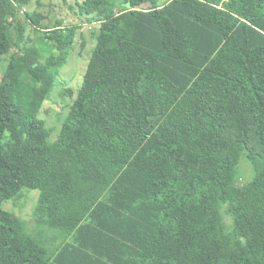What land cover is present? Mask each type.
<instances>
[{
	"label": "trees",
	"instance_id": "1",
	"mask_svg": "<svg viewBox=\"0 0 264 264\" xmlns=\"http://www.w3.org/2000/svg\"><path fill=\"white\" fill-rule=\"evenodd\" d=\"M31 1L0 0V264H264V0L76 2L99 34L53 143L80 26Z\"/></svg>",
	"mask_w": 264,
	"mask_h": 264
},
{
	"label": "rangeland",
	"instance_id": "2",
	"mask_svg": "<svg viewBox=\"0 0 264 264\" xmlns=\"http://www.w3.org/2000/svg\"><path fill=\"white\" fill-rule=\"evenodd\" d=\"M82 0H32L30 6L26 8L28 12H36L41 23L55 22L59 20L62 26H80L73 47L69 51L67 62L60 70L56 80V85L50 95L49 101H46L39 113V118L45 122V127L40 131L43 139L49 130L48 142L53 143L60 131L61 125L68 113V104L71 103L74 92L82 82L83 74L87 61L91 53V47L96 43L92 32L98 31L100 25H90L84 18L77 14L76 2ZM158 4H163L166 0H156ZM24 12V10H22ZM29 36L34 39L35 35L29 31L30 26L25 27ZM99 34V31L98 33ZM99 38V36H98ZM102 40V38L100 39ZM68 89L73 91L70 96ZM241 161L245 160L242 155ZM240 161V162H241ZM239 178L245 183L250 176L245 162L239 166ZM39 192L37 190L21 189L17 196L9 199L2 204V208L13 215L24 220L28 226H32V212L38 201Z\"/></svg>",
	"mask_w": 264,
	"mask_h": 264
}]
</instances>
